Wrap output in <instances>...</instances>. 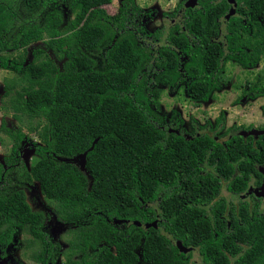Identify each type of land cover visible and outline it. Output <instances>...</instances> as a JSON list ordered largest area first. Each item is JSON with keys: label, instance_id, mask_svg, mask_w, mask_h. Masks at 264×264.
Wrapping results in <instances>:
<instances>
[{"label": "trees", "instance_id": "16d2710c", "mask_svg": "<svg viewBox=\"0 0 264 264\" xmlns=\"http://www.w3.org/2000/svg\"><path fill=\"white\" fill-rule=\"evenodd\" d=\"M110 2L0 0V67L21 72L18 88L5 82V96L13 92L7 109L26 118L42 143L27 168L15 156L26 133L2 127L11 154L0 163V225L9 232L0 242L19 227L42 248L59 251L41 229L45 214L26 200L22 186L35 182L56 218L73 225L64 264H187L192 248L209 264H264V221L228 228L205 219L195 204L221 192L204 168L231 177L257 159V150L239 135L221 144L205 125L189 131L180 112L167 116L161 108L165 90L198 106L231 83L228 63L256 66L264 58V29L246 36L229 23V32L212 41L220 15L199 0V9L185 12L184 28L147 33L134 0H121L111 14L104 8ZM245 85L238 101L264 96V75ZM214 121L222 126L225 111ZM80 155L85 172L67 161ZM153 221L156 227L140 226ZM170 238L191 249L179 251Z\"/></svg>", "mask_w": 264, "mask_h": 264}, {"label": "flooded vegetation", "instance_id": "af4514ba", "mask_svg": "<svg viewBox=\"0 0 264 264\" xmlns=\"http://www.w3.org/2000/svg\"><path fill=\"white\" fill-rule=\"evenodd\" d=\"M186 1L187 0H181L179 4L183 5ZM198 1L199 0L196 2V7H186L184 9V12L181 14L182 20L186 11L200 8ZM209 2L213 5L215 14L220 15L216 20L220 28V33L219 36H212V41H218L229 32V23L238 25L240 29H242V32L243 30L246 32V36L251 35L254 29L255 31L264 29V0H209ZM120 3L121 0L119 5ZM143 11L146 16H144L140 22L141 26H143L144 18L149 17L148 11ZM166 17L171 21H175L173 24H180L178 22L181 17L170 18L169 15H166ZM144 31L151 33L154 30L148 31L144 28ZM182 125L187 130L195 131L196 133L201 132L202 129L200 127L205 125L203 130L215 132L213 139L221 144H225L227 141L232 140L234 136L239 135L244 142H250V146L257 150V159L247 163V167H240L231 177H227V175L220 176L214 168L209 166L203 169L202 172L204 173H213L215 179H217L221 185V192L213 198L210 203L206 204L202 200H195V204L199 205L202 209L201 212L203 217L209 221H217L221 224L225 223L228 228H231L232 223H242L245 219L258 220L260 222L264 221V161H261V158L264 156V125L255 126L240 123L225 127V122L222 126H215V121H210L208 124L206 121L201 126L191 124V126H189L190 128H187L185 123ZM241 131L246 133L254 131L256 133L254 135L247 134L243 136L239 134ZM2 161H0L1 164ZM213 205L218 206L219 209L212 212L211 208ZM42 212L44 213V211ZM44 214L45 218L41 229L45 230L52 243H57L59 245V251L55 252L48 248H42L40 242L30 233L23 232L19 227H16L15 231L11 233L8 241L3 240L0 242V264H57L58 259L61 257L64 261L63 248L67 245L64 238L69 239L72 234L69 232V229L64 231L65 234L61 242L65 243V246L62 247L58 243L60 242L59 239H57L55 235H51L50 230L45 225L47 216L46 213ZM70 226L73 227V225ZM0 228V239L6 238V236L9 235L6 225L2 223ZM185 258L187 259V264H209L198 248H192Z\"/></svg>", "mask_w": 264, "mask_h": 264}, {"label": "rangeland", "instance_id": "374dc122", "mask_svg": "<svg viewBox=\"0 0 264 264\" xmlns=\"http://www.w3.org/2000/svg\"><path fill=\"white\" fill-rule=\"evenodd\" d=\"M180 1L181 0H135V3L149 13L150 18L145 17L143 20V26L146 30L153 31L160 27H164L166 33L175 22L171 21L168 17H166V15L174 14L177 10V4H179ZM187 1L186 3H188ZM119 2L120 0H111V2L105 5L104 8L111 14L116 10V8H118ZM196 2L190 6H187L185 3L177 10L176 17H181L178 22L180 25L182 21L181 14L183 9L186 7H196ZM70 17H72L71 13L67 12L65 9L63 12V19L67 20ZM181 28H184L183 25H181ZM39 45H41L40 42L35 44V46ZM30 58V55L27 56L26 61L30 60ZM225 68L226 73L231 78V83L222 91L217 92L214 98L196 106L186 99L184 93L176 96L165 90L161 96L162 113L168 115L172 110L179 111L185 120L187 128H190L189 126H191L190 118L196 120L193 122L195 126H201L206 121L213 122L219 116L221 111H225V127L240 123L255 126L264 125V112L261 111L262 104L264 103V97L252 99L250 97L243 96L244 98L242 97V99L238 101L240 96H242V91L246 86V81L253 82L255 81L257 75H264V59H261L259 63L251 69H242L241 67L231 63H228ZM20 75L21 72L15 70L14 68L0 67V107L3 106L0 110V161L11 154V144L2 127L11 130L19 128L26 133V135L21 142L18 153L15 156L21 158L26 167L29 168V166L37 158V155L34 153L35 147L42 143L38 138L37 133L29 130V122L26 118H22L21 120L16 119L13 116L12 110L7 109L13 92L11 93V96H5V82L12 83L14 80L15 85H17L16 87L18 88L21 84ZM236 85H238L239 88H235ZM32 124L34 125V121ZM67 161L72 162L78 166L79 169L85 172L83 155L76 156ZM22 187L25 191L26 200L31 208L33 210H42L46 213L47 217L45 225L50 230L51 235H55L61 242L65 234L64 231L71 228L70 224L60 222L56 218L53 206L49 204L41 195L38 183H25ZM60 242L58 243L62 247L65 246V243ZM57 262V264H64L62 257L58 259Z\"/></svg>", "mask_w": 264, "mask_h": 264}, {"label": "water", "instance_id": "95a60500", "mask_svg": "<svg viewBox=\"0 0 264 264\" xmlns=\"http://www.w3.org/2000/svg\"><path fill=\"white\" fill-rule=\"evenodd\" d=\"M196 1H197V0H188V1H187L188 3H186V5H187V6H190V5L194 4ZM183 12H184V9H183L182 13H183ZM231 12H232V10H231ZM207 133H208L209 136L213 137L215 132H213V131H207ZM255 133H256V132H254V131H251V132H249V133L242 132V131L239 132V134H241V135H243V136H246L247 134H252V135H254ZM179 134H180L181 136L185 137L186 139H189V136H188L185 132H180ZM83 157H84V156H83ZM249 192H250V191H249ZM119 222H120V221H119ZM130 224H138V222H137V221H131ZM140 226H141L142 228H144V229H146V228H148V227H150V226H154V227H156V221H153L152 223H144V224H141ZM170 241H171V243H172L174 246H176V247L179 249V251H181V252H183V253H187V252L191 249V248L185 247V246L183 245L182 241H180V240H176V239H174V238H170Z\"/></svg>", "mask_w": 264, "mask_h": 264}]
</instances>
